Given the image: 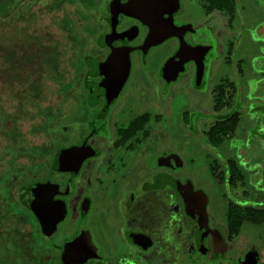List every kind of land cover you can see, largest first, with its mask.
Masks as SVG:
<instances>
[{
  "label": "flooded vegetation",
  "instance_id": "1",
  "mask_svg": "<svg viewBox=\"0 0 264 264\" xmlns=\"http://www.w3.org/2000/svg\"><path fill=\"white\" fill-rule=\"evenodd\" d=\"M248 1L250 20L242 0H31L21 30L41 2L64 10L71 43L63 66L33 37L1 50L8 83L34 81L0 115V264H264V0ZM244 36L250 57L236 58ZM45 78L59 89L41 107ZM185 79L199 95L186 123ZM183 123L204 159L194 173Z\"/></svg>",
  "mask_w": 264,
  "mask_h": 264
},
{
  "label": "rangeland",
  "instance_id": "2",
  "mask_svg": "<svg viewBox=\"0 0 264 264\" xmlns=\"http://www.w3.org/2000/svg\"><path fill=\"white\" fill-rule=\"evenodd\" d=\"M76 2L80 3V6L85 8L84 0H76ZM30 4L31 0H4L2 13L0 11V16L5 17V20L0 18V115L6 113L11 114L14 117V114L16 113L15 111L18 108L16 95L19 90L24 92L22 93L23 100H25L26 97L33 99L30 91L33 85L31 81H34L33 78L28 83H23L22 81L21 85L19 84V80L18 82L13 81L8 83L7 80L10 77V72H7L6 74L7 68L2 61V49H18V47L24 45V39H26L27 42L33 37L38 44L55 45L56 47H59L58 49L61 51L60 54H62V57L64 58V60L61 61L62 66L65 64L69 53L71 40L68 33L65 32L60 25L64 10L59 9V7L52 10L49 5L42 4L41 2L32 3L30 6L31 8L27 10L26 13H35L38 14V17L33 21L29 20V22H27V28L24 31L21 30L24 22L20 17L24 14L23 10L28 8ZM242 5L244 6L245 17L247 20H250L252 18L251 16H253V11L250 10L249 1L242 0ZM247 23L249 24V21ZM261 23L262 25L264 24V18H261ZM236 48L238 53L236 58H239V55L246 58L250 57L252 46L247 36L243 37L242 41ZM21 77L22 75L20 78ZM186 81L187 79L175 88V93L178 95V111L186 115L184 117V123L189 122V115L192 107L190 105L191 100L192 102H195L194 99L199 97L198 94H193L190 83ZM39 84L40 89L44 94V100H40L38 103L41 107H44L55 99L54 95L59 89V84L54 81L52 82V80H49L48 78L42 79ZM24 89H26L27 92L24 91ZM25 103V107L22 106V110L19 114L20 132L26 141L34 144L36 139H38V134H35V128L39 123L40 115L36 112L37 109L33 103L29 101H25ZM184 123L178 128V150L183 154L187 171L194 173V171H198L201 164H203L202 160L204 159L198 157L197 151H200V149L196 146L195 135L191 128L184 126ZM240 136L241 130H238L236 137L239 138ZM1 139L2 134L0 131V141ZM192 159L194 162H192Z\"/></svg>",
  "mask_w": 264,
  "mask_h": 264
},
{
  "label": "water",
  "instance_id": "3",
  "mask_svg": "<svg viewBox=\"0 0 264 264\" xmlns=\"http://www.w3.org/2000/svg\"><path fill=\"white\" fill-rule=\"evenodd\" d=\"M128 74H129V72L127 71L126 75H123L122 77L120 76V78H122L120 82H116L112 78L109 79L107 82L108 91H113L115 88H120V86L125 82V79H127ZM73 262L80 263V262L74 261V260H73Z\"/></svg>",
  "mask_w": 264,
  "mask_h": 264
},
{
  "label": "trees",
  "instance_id": "4",
  "mask_svg": "<svg viewBox=\"0 0 264 264\" xmlns=\"http://www.w3.org/2000/svg\"><path fill=\"white\" fill-rule=\"evenodd\" d=\"M3 1H4V0H0V8H1L0 11H2ZM9 1H10V0H9ZM54 67H55L54 70H55V72H56L55 75H58V71H59V70H58V62H57V61L54 62ZM37 91H38V93L40 92L39 90H37Z\"/></svg>",
  "mask_w": 264,
  "mask_h": 264
}]
</instances>
